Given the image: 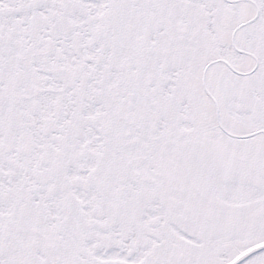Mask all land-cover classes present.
<instances>
[{"label": "snow or ice", "instance_id": "obj_1", "mask_svg": "<svg viewBox=\"0 0 264 264\" xmlns=\"http://www.w3.org/2000/svg\"><path fill=\"white\" fill-rule=\"evenodd\" d=\"M0 264H264V0H0Z\"/></svg>", "mask_w": 264, "mask_h": 264}]
</instances>
